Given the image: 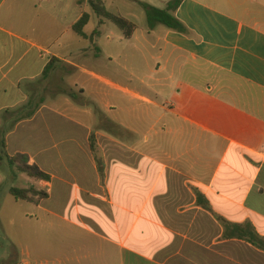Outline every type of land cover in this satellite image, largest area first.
Returning a JSON list of instances; mask_svg holds the SVG:
<instances>
[{
  "label": "crops",
  "instance_id": "obj_1",
  "mask_svg": "<svg viewBox=\"0 0 264 264\" xmlns=\"http://www.w3.org/2000/svg\"><path fill=\"white\" fill-rule=\"evenodd\" d=\"M179 1L186 32L166 28L161 62L139 79L151 98L90 70L98 49L52 52L55 0H0V161L27 155L51 177L33 188L46 200L55 182L83 196L81 252L65 264H264V0ZM131 17L130 39H147ZM59 68L89 77L97 98L108 86L146 104L148 128L94 130L73 90L53 107Z\"/></svg>",
  "mask_w": 264,
  "mask_h": 264
},
{
  "label": "rangeland",
  "instance_id": "obj_2",
  "mask_svg": "<svg viewBox=\"0 0 264 264\" xmlns=\"http://www.w3.org/2000/svg\"><path fill=\"white\" fill-rule=\"evenodd\" d=\"M140 1L157 8L164 7L161 0ZM101 2L108 13L121 14L130 20H133L131 16L136 15L134 20L140 27L138 35L140 37L144 33L147 39H125L114 23L94 13L88 0H55L57 7L55 11L52 9V52L59 50L65 56L70 51L82 49L92 55L98 49L100 54L86 61L90 70L126 89L155 98L154 91L139 79L149 74L150 67L155 68L161 62L158 56L163 49V42L160 41L155 49L152 45L163 36L166 27L159 25L156 31L149 29L144 9L132 0ZM83 13L89 15V21L83 29L89 35L88 40L70 29ZM191 72L192 69H186L183 76H192ZM86 79L90 78L78 72L66 74L61 68L57 69L56 74L52 75L53 107L64 111L68 107L67 93L73 90L71 94L90 102L87 107L90 113L96 112L90 117L77 114L94 130L102 129L116 134L109 125L114 120L130 124L140 131L148 128L149 123L146 125L143 121V114L148 107L146 104L129 100L108 86L103 87V94L97 98L92 93L91 81L85 83ZM76 83L85 88V94L80 93ZM159 101L163 103L161 99ZM43 102H49L47 97ZM73 106L76 107L75 104ZM98 112H102L105 117L103 125L100 124ZM157 112L155 114H159ZM58 175L63 177L62 169L58 170ZM43 183L19 172L5 159L4 162L0 161V264H65L66 252H81V238L85 234L81 230L83 196L80 193L55 182L50 198L41 200L43 202L40 205L17 201L10 194L11 188L44 189Z\"/></svg>",
  "mask_w": 264,
  "mask_h": 264
},
{
  "label": "trees",
  "instance_id": "obj_3",
  "mask_svg": "<svg viewBox=\"0 0 264 264\" xmlns=\"http://www.w3.org/2000/svg\"><path fill=\"white\" fill-rule=\"evenodd\" d=\"M137 4H139L145 11L148 28L154 29L158 25H163L169 30L176 31L179 33L186 32V28L175 16V11L179 6V0H173L169 2L164 9L153 7L149 4L144 2H140L137 0H133ZM89 5L91 6L92 10L98 17L105 18L112 23H114L122 32L126 39H130L133 35L135 25L131 23L128 19L121 15H115L106 12L103 7L101 0H89ZM89 21V15L84 14L79 21L73 26L74 32L78 35L88 38L87 35L84 33L83 29ZM96 33L93 34L95 36ZM93 38V37H92ZM54 59H52L53 62ZM49 69V68H48ZM47 74V70H46ZM45 76V73H44ZM91 150L95 153L96 145H95V137H91ZM4 150V145H3ZM6 159L9 165L16 167V169L26 174L29 178L39 180V181H46L50 182L51 177L44 173L37 165H30L29 158L25 154H17L14 156H8L6 154ZM10 194L17 200L27 201V202H34L39 203L43 199L48 198V194L43 191H36L33 188L30 189H18V188H11ZM36 198V199H35ZM38 198V199H37ZM253 245L264 251V240L260 238H256V241Z\"/></svg>",
  "mask_w": 264,
  "mask_h": 264
}]
</instances>
